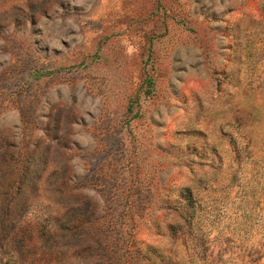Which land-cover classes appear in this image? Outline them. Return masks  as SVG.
Segmentation results:
<instances>
[{
  "label": "rangeland",
  "instance_id": "374dc122",
  "mask_svg": "<svg viewBox=\"0 0 264 264\" xmlns=\"http://www.w3.org/2000/svg\"><path fill=\"white\" fill-rule=\"evenodd\" d=\"M0 264H264V0H0Z\"/></svg>",
  "mask_w": 264,
  "mask_h": 264
}]
</instances>
